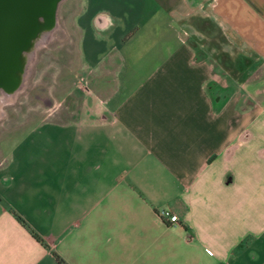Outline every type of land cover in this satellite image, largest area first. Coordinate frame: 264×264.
<instances>
[{"label":"crops","instance_id":"0c3cea01","mask_svg":"<svg viewBox=\"0 0 264 264\" xmlns=\"http://www.w3.org/2000/svg\"><path fill=\"white\" fill-rule=\"evenodd\" d=\"M138 9L121 46V12L81 24L70 11L76 36L109 38L105 66L85 69L113 72V59L117 74L99 81L85 114L37 125L4 162L0 264H264V0ZM198 18L233 48L204 45ZM241 55L255 73L237 69Z\"/></svg>","mask_w":264,"mask_h":264},{"label":"rangeland","instance_id":"374dc122","mask_svg":"<svg viewBox=\"0 0 264 264\" xmlns=\"http://www.w3.org/2000/svg\"><path fill=\"white\" fill-rule=\"evenodd\" d=\"M95 1V2H94ZM143 0H65L59 10V26L48 44L37 51L36 59L30 68L26 85L15 100L7 102L3 98L0 106V170L6 168V160L15 155V146L24 140L29 130L47 120L69 121L78 115L85 114L93 106L92 95L99 90V81L109 78L112 73L117 74L116 61L113 72L107 67L92 68L91 73L85 69L83 62L96 63L99 59L104 62L109 57V38L96 33L76 36L71 25L70 7L75 18L81 24H88L95 11L109 8L122 13L118 31L114 36L117 45L121 46L120 33L128 25V35L132 33L133 17H138V4ZM69 7V8H68ZM126 9L127 12H123ZM85 15V16H83ZM195 25L204 31L198 35L204 45H210L212 39L222 44L226 49L233 48V42L227 38L220 27L212 19L198 18ZM92 27V22H91ZM93 28V27H92ZM181 32L187 35L191 32L189 26L181 24ZM127 35V34H126ZM127 37V36H126ZM214 42V41H213ZM83 44L85 51H83ZM88 58H81V52ZM94 50H92V48ZM91 48L90 51L88 49ZM89 85L90 92L81 88L82 83ZM101 84V83H100ZM85 86V85H84ZM103 94V90H101ZM0 97L3 95L0 93Z\"/></svg>","mask_w":264,"mask_h":264},{"label":"water","instance_id":"95a60500","mask_svg":"<svg viewBox=\"0 0 264 264\" xmlns=\"http://www.w3.org/2000/svg\"><path fill=\"white\" fill-rule=\"evenodd\" d=\"M65 0H0V106L24 89L37 51L59 26Z\"/></svg>","mask_w":264,"mask_h":264},{"label":"trees","instance_id":"16d2710c","mask_svg":"<svg viewBox=\"0 0 264 264\" xmlns=\"http://www.w3.org/2000/svg\"><path fill=\"white\" fill-rule=\"evenodd\" d=\"M17 218V220L31 233V235L41 244H43L44 246L48 247V244L46 243V241L42 238V236H40V234L38 232H36L30 225L27 224V222L20 216L18 215L16 212H13ZM57 258L59 259V261L64 262L57 254H56Z\"/></svg>","mask_w":264,"mask_h":264},{"label":"flooded vegetation","instance_id":"af4514ba","mask_svg":"<svg viewBox=\"0 0 264 264\" xmlns=\"http://www.w3.org/2000/svg\"><path fill=\"white\" fill-rule=\"evenodd\" d=\"M249 62H251L249 58L241 55V58H239L237 65V69H240V71H242L247 76L255 73L256 71V66L250 67L251 65H249Z\"/></svg>","mask_w":264,"mask_h":264},{"label":"built area","instance_id":"2783aa9c","mask_svg":"<svg viewBox=\"0 0 264 264\" xmlns=\"http://www.w3.org/2000/svg\"><path fill=\"white\" fill-rule=\"evenodd\" d=\"M85 85V86H84ZM80 87L83 89L85 88L84 90L87 91V92H90L89 90V85L86 84V83H82L80 85ZM162 215L167 218L170 222H172L173 224H176L178 223L179 221V216L177 214H173V212L170 210V209H165L162 211Z\"/></svg>","mask_w":264,"mask_h":264},{"label":"bare ground","instance_id":"6f19581e","mask_svg":"<svg viewBox=\"0 0 264 264\" xmlns=\"http://www.w3.org/2000/svg\"><path fill=\"white\" fill-rule=\"evenodd\" d=\"M2 102V101H1Z\"/></svg>","mask_w":264,"mask_h":264}]
</instances>
